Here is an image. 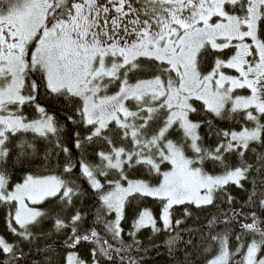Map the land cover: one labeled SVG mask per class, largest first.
<instances>
[{"label":"snow or ice","instance_id":"1","mask_svg":"<svg viewBox=\"0 0 264 264\" xmlns=\"http://www.w3.org/2000/svg\"><path fill=\"white\" fill-rule=\"evenodd\" d=\"M162 247L264 264V0H0V264Z\"/></svg>","mask_w":264,"mask_h":264},{"label":"trees","instance_id":"2","mask_svg":"<svg viewBox=\"0 0 264 264\" xmlns=\"http://www.w3.org/2000/svg\"><path fill=\"white\" fill-rule=\"evenodd\" d=\"M165 239L164 235H160L157 237L158 241H163ZM167 254L165 252V249L162 247L159 250V253H153L150 260L149 264H167Z\"/></svg>","mask_w":264,"mask_h":264}]
</instances>
